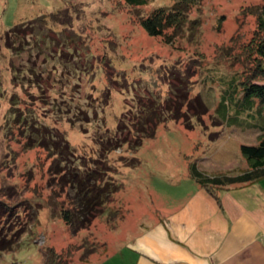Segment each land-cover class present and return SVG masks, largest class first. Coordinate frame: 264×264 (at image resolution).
Listing matches in <instances>:
<instances>
[{"label":"rangeland","instance_id":"obj_1","mask_svg":"<svg viewBox=\"0 0 264 264\" xmlns=\"http://www.w3.org/2000/svg\"><path fill=\"white\" fill-rule=\"evenodd\" d=\"M148 1L135 7L123 0H0V31L21 17L62 11L50 27L24 20L13 49L0 39V199L19 213L10 216L16 234L0 252V264H48V258L58 264H116L118 253L105 256L118 245L125 248L119 243L136 232L143 216L178 212L193 195L197 185L187 174L189 162L208 174L249 167L239 146L256 143L260 130L228 126L214 107L223 89L220 75L259 79L254 70L264 67V29L257 13L264 0H199L171 42L146 33L138 16L173 0ZM42 36L46 41L36 45ZM254 59L261 64L251 66ZM178 83L186 101L198 97L208 110L186 114V121L158 122L135 148L125 142L103 152L104 178L120 187L87 226L71 228L60 210L73 203V191L49 169L56 162L52 150L29 137V128L36 127L27 124L63 132L72 160L91 165L107 127L139 111L140 103L153 99L162 115L180 103L185 110L186 101L174 99ZM132 133L123 127L119 134L133 141ZM256 185L264 188V178Z\"/></svg>","mask_w":264,"mask_h":264},{"label":"trees","instance_id":"obj_2","mask_svg":"<svg viewBox=\"0 0 264 264\" xmlns=\"http://www.w3.org/2000/svg\"><path fill=\"white\" fill-rule=\"evenodd\" d=\"M123 1L125 4L135 7L149 3L148 0ZM198 1L173 0L172 4L161 3L152 6L148 11L139 14L140 26L146 33L163 35L165 42H171L176 29L184 26L183 23L186 21L188 9ZM61 13V9H58L44 11L36 16L21 17L19 21L14 22L10 27L1 29L0 39L3 40L6 47L13 49L15 42L22 37V23L24 20L28 19L31 21L29 22L30 25L34 22L41 28L50 27L49 22L57 21V15ZM257 20L258 26L264 29V2L258 9ZM197 22L196 18L191 20L192 24ZM59 24H62V22H59ZM168 27H171L172 30L170 33H165L164 31ZM30 33H33V28H30ZM46 39L45 36H42L39 39L40 41L36 39V45L46 41ZM250 62L251 66L256 63L261 64L257 59ZM255 70V75L259 77L257 80L245 81L244 78H240L237 72L220 75L223 89L214 107L215 115L228 126L236 124L243 127H256L260 130L261 134L256 143L241 142L239 146L242 154L250 160L249 167L232 174H208L200 169L194 161L188 164L189 176L206 189L218 203H220V195L218 192L213 191L212 186L225 188L230 185L257 182L259 179L264 178V67H261V70ZM13 73L14 71H12ZM177 79H181V77L178 76ZM96 87L101 90L98 85ZM179 89L180 91H178ZM173 91L175 92V101L186 99V91H181L179 83L175 85ZM171 101H166V103H172ZM181 104L183 105V103H180L172 107L170 115H162V109H160L158 103L156 104L153 99H150V102L137 105L139 111H133L130 114L126 112L127 115L124 118L120 116L117 123H115V127L112 129L107 127L106 136L99 140L100 156L93 158L91 165L82 163L81 160L79 162H76V159L72 160L73 147L69 144L63 132L53 127L48 128L45 124L39 125L31 122L27 124L36 127V129L29 128V137L36 138L39 145L48 146L52 150L56 162H52L49 169L54 174H58L59 179H63V183L68 184L69 190L73 191V203L70 207L61 208L60 210L62 219L71 228L78 229L87 226L103 203L108 201L111 194L120 187L118 182L104 178V158H101L103 152L115 149L125 142L130 143L135 148L141 144L145 137L153 135L154 127L158 122L166 121L170 117L181 118L186 121V114L191 113L193 116H199L208 110L206 103L199 100L198 97L195 100L187 99L185 110L180 108ZM150 122L151 125H149ZM41 126L42 129H40ZM123 127L133 131L132 134L137 136V139L130 141L127 139L126 134L120 135L119 133L123 131ZM13 207V204H8L0 199V252L8 246L9 241L16 234V229H12L9 225L11 222L10 216L13 219L15 214H19ZM48 260V264H58L56 260L54 262L52 259Z\"/></svg>","mask_w":264,"mask_h":264},{"label":"crops","instance_id":"obj_3","mask_svg":"<svg viewBox=\"0 0 264 264\" xmlns=\"http://www.w3.org/2000/svg\"><path fill=\"white\" fill-rule=\"evenodd\" d=\"M193 181L197 188L178 212L143 216L119 243L125 248L118 245L105 258L118 253L116 264H264V188L256 181L220 188L218 203Z\"/></svg>","mask_w":264,"mask_h":264}]
</instances>
